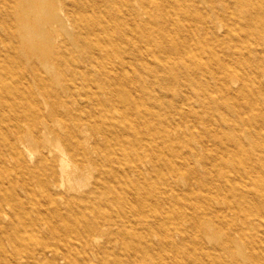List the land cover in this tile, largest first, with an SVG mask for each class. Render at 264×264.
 Wrapping results in <instances>:
<instances>
[{
	"label": "bare ground",
	"instance_id": "bare-ground-1",
	"mask_svg": "<svg viewBox=\"0 0 264 264\" xmlns=\"http://www.w3.org/2000/svg\"><path fill=\"white\" fill-rule=\"evenodd\" d=\"M129 1L0 0V264H228L229 250L239 261L264 264L256 239L242 236L248 251L231 232L212 242V222L229 223L227 213L215 206V195H193L206 189L197 170L182 179L169 150L184 139L169 133L179 125L153 130L156 111L123 109L138 108V82L116 86L102 73L111 94L91 89V100L76 106L62 93L71 44L94 65L115 66L144 59L149 48L168 56L189 43L187 37L164 44L161 30L159 42L149 37L156 30L144 15L167 21L155 13L165 2L145 5L129 20ZM160 59L157 66L143 61L147 75L167 67ZM75 71L87 74L82 64ZM230 151L238 155L241 147ZM256 160L251 153L242 162L251 169Z\"/></svg>",
	"mask_w": 264,
	"mask_h": 264
},
{
	"label": "rangeland",
	"instance_id": "rangeland-1",
	"mask_svg": "<svg viewBox=\"0 0 264 264\" xmlns=\"http://www.w3.org/2000/svg\"><path fill=\"white\" fill-rule=\"evenodd\" d=\"M155 1L166 3L155 13L163 14L168 20L153 17V14L144 15L148 29L156 30V34L151 33L149 37L159 42L160 33H165L168 39L164 44H183L189 37V43L182 45L180 53L162 56L149 48L144 59L133 57L124 65L102 62L98 66L77 54L80 47L71 44L72 53L67 55L68 64L64 68L66 76H61L62 93L76 106L91 100V89H99L105 97L111 94L104 87L102 73L111 76L116 86L124 82L130 87L131 83L138 82L143 87L142 97L137 96L138 108L128 103L123 109L133 112L132 109L140 107L145 112L156 111L153 130L165 131L178 124V129L169 133L184 139L178 149L169 144V150L178 160L182 179L187 180L189 169L197 170L199 178L206 182V189L193 195L199 194L202 198L204 194L215 195V206L227 213L229 223L212 222L208 230L212 242H220L231 232L248 251L249 241L242 238L245 235L258 240L257 250L264 256V0H130L129 4H123L128 11L127 18L130 20L135 11ZM156 42L155 46L159 47ZM137 45L145 48L146 43ZM20 52L25 54V48L21 46ZM160 58L168 63L167 67L159 69L155 75H147L143 61L157 66ZM78 64H82L87 74L75 71ZM169 65L174 67L170 69ZM125 72L135 73V77L121 78ZM121 95L118 94L119 101L126 103ZM112 111L120 115V111ZM139 127L150 131L146 124L139 122ZM114 128L120 130L121 125ZM85 134L93 137L88 127ZM236 144L241 147L238 155L230 151ZM187 151H192L189 158L185 156ZM251 153L257 156L258 167L250 169L242 160ZM21 194L29 197L26 192ZM245 217L250 220L249 225L244 222ZM232 222L242 231H237ZM224 256L228 264H248L246 259L237 260L230 250Z\"/></svg>",
	"mask_w": 264,
	"mask_h": 264
}]
</instances>
